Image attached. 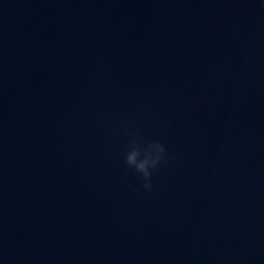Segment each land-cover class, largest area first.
Instances as JSON below:
<instances>
[{"label":"water","instance_id":"obj_1","mask_svg":"<svg viewBox=\"0 0 264 264\" xmlns=\"http://www.w3.org/2000/svg\"><path fill=\"white\" fill-rule=\"evenodd\" d=\"M0 264H264V0H0Z\"/></svg>","mask_w":264,"mask_h":264},{"label":"clouds","instance_id":"obj_2","mask_svg":"<svg viewBox=\"0 0 264 264\" xmlns=\"http://www.w3.org/2000/svg\"><path fill=\"white\" fill-rule=\"evenodd\" d=\"M166 159L167 150L160 141L143 142L133 138L125 153L124 163L127 169L134 170L141 181L142 190L151 194L154 189V174Z\"/></svg>","mask_w":264,"mask_h":264}]
</instances>
